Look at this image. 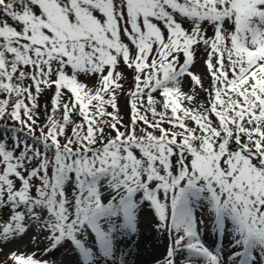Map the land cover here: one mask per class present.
Segmentation results:
<instances>
[{
  "label": "snow or ice",
  "instance_id": "6c2138e0",
  "mask_svg": "<svg viewBox=\"0 0 264 264\" xmlns=\"http://www.w3.org/2000/svg\"><path fill=\"white\" fill-rule=\"evenodd\" d=\"M149 214L156 264H264V0H0V254L45 245L0 264H135Z\"/></svg>",
  "mask_w": 264,
  "mask_h": 264
},
{
  "label": "rangeland",
  "instance_id": "374dc122",
  "mask_svg": "<svg viewBox=\"0 0 264 264\" xmlns=\"http://www.w3.org/2000/svg\"><path fill=\"white\" fill-rule=\"evenodd\" d=\"M206 58L205 53L203 50H199L196 52L195 55V64L192 68V71L196 74L205 75L206 76V66L204 64V60ZM121 71H123L127 77L126 81H124V87L126 90L131 89L133 87V73L130 70H127L123 66H121ZM89 86H91L94 81H87ZM205 87L209 86V81L205 79L204 81ZM191 81L189 79H185V83L183 85V91L189 92L191 88ZM197 91H199L197 89ZM52 92L49 91L48 93L44 94L40 98V104L43 108L45 104L50 105V99H51ZM197 100L203 102L206 100V95L203 92H200L199 96L197 97ZM119 105L121 107V114L124 117V120L126 121L127 116L129 114V107H128V100L126 95H122L119 99ZM111 110V109H109ZM41 119H43V116H41ZM205 224L202 225L203 229V239L209 247L213 245V243L216 241L217 237L216 235L210 231L211 223L207 216L204 217ZM154 223L153 217L149 214L146 218V221L142 224V232L141 236L146 238L142 239L141 245H140V252L139 255L136 256L135 264H156L157 260L162 259L166 246H167V240H164L163 238L157 239L155 234L152 232V224ZM33 233H30L27 237H25L23 240L16 241L12 244H9L6 248H4L3 254H0V262H3L6 260L7 254L12 251H19L22 253L31 254L33 251H36L38 254H41L43 252V249L45 245L41 243L39 245V248L37 249L32 243H31V236ZM228 243V237L227 235L224 237V244L227 245ZM159 247L156 254H152L156 252L155 248ZM55 258L59 260H64L65 264H70L71 256L65 255L63 251H58L55 254ZM44 259H49V256H44ZM7 264H11L10 261L7 262Z\"/></svg>",
  "mask_w": 264,
  "mask_h": 264
},
{
  "label": "bare ground",
  "instance_id": "6f19581e",
  "mask_svg": "<svg viewBox=\"0 0 264 264\" xmlns=\"http://www.w3.org/2000/svg\"><path fill=\"white\" fill-rule=\"evenodd\" d=\"M158 249H159V247H156V248H155L156 252H154V253H152V254H156L157 251H158Z\"/></svg>",
  "mask_w": 264,
  "mask_h": 264
},
{
  "label": "trees",
  "instance_id": "16d2710c",
  "mask_svg": "<svg viewBox=\"0 0 264 264\" xmlns=\"http://www.w3.org/2000/svg\"><path fill=\"white\" fill-rule=\"evenodd\" d=\"M128 118H129V114H128L127 119H126V121H125L126 123H127V121H128Z\"/></svg>",
  "mask_w": 264,
  "mask_h": 264
}]
</instances>
